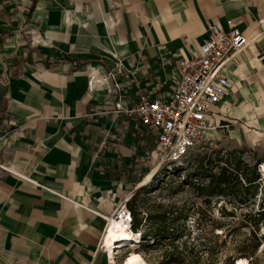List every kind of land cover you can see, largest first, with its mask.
Listing matches in <instances>:
<instances>
[{
  "label": "crops",
  "instance_id": "crops-1",
  "mask_svg": "<svg viewBox=\"0 0 264 264\" xmlns=\"http://www.w3.org/2000/svg\"><path fill=\"white\" fill-rule=\"evenodd\" d=\"M260 20L264 0H0V264L106 261L143 161L124 110L170 97L210 26L252 38ZM225 73L264 117V36Z\"/></svg>",
  "mask_w": 264,
  "mask_h": 264
},
{
  "label": "rangeland",
  "instance_id": "rangeland-1",
  "mask_svg": "<svg viewBox=\"0 0 264 264\" xmlns=\"http://www.w3.org/2000/svg\"><path fill=\"white\" fill-rule=\"evenodd\" d=\"M243 106V102H238L235 97H227L224 104L217 106L214 119L223 128L212 132L211 137L216 143L214 152L220 155L240 152L244 161L254 166L258 160H264V131L259 130V126H264V117L255 116L250 110L246 112ZM141 147V167L135 174L126 170L124 198L138 194L136 207L144 219L170 209L182 212L186 219L178 223L180 237L173 242L175 245L169 240L154 244V239L143 240L141 237L142 242L136 247L116 255V264H125V257L133 251H141L147 264H170L172 254H176L178 264H236L243 251L249 250L251 229L259 226L264 235V216L258 215L264 211L261 206L264 171H261L257 195L244 205L229 197L212 198L207 204L195 191L198 180L183 183L188 173L203 172L199 161L205 153L194 151L182 161L161 162L156 158L154 139L143 140ZM224 165L220 162L214 172L218 173ZM153 171L152 179L140 185ZM225 212L232 215L226 216ZM146 229L144 226L143 230ZM261 243L257 255L260 264H264V241ZM100 264H106V261Z\"/></svg>",
  "mask_w": 264,
  "mask_h": 264
},
{
  "label": "built area",
  "instance_id": "built-area-1",
  "mask_svg": "<svg viewBox=\"0 0 264 264\" xmlns=\"http://www.w3.org/2000/svg\"><path fill=\"white\" fill-rule=\"evenodd\" d=\"M230 27L224 31L217 24L210 26L206 42L189 58L178 61L180 81L170 97L144 96L124 110L142 140H155L159 161L179 162L194 151H214L216 143L211 134L223 128L214 119L215 109L225 103L233 89L226 69L264 36V20L259 21L258 32L252 38L234 25ZM130 199L119 202L113 215L106 219V227L110 220H117L125 229L132 230ZM135 234L141 236L140 232Z\"/></svg>",
  "mask_w": 264,
  "mask_h": 264
},
{
  "label": "trees",
  "instance_id": "trees-1",
  "mask_svg": "<svg viewBox=\"0 0 264 264\" xmlns=\"http://www.w3.org/2000/svg\"><path fill=\"white\" fill-rule=\"evenodd\" d=\"M199 162L203 172L201 174L188 173L183 183H189L195 179L198 180L197 184H195V191L198 193V196L204 199L205 203L209 204L212 198L229 197L230 200L244 205L257 195L259 182L262 180L259 166L264 163V160H258L252 166L244 161L240 152H230L220 155L218 152L213 151L212 153L205 154ZM220 162H224L225 165L216 173L214 172V168ZM137 196L138 194H135L128 202V206L133 214L132 232H140L143 240H147L148 237L154 239V244L169 240L172 245H175L173 242L180 237L178 223L186 219L183 213L170 209V211L150 214L144 219L136 207ZM261 206L264 209V199ZM225 215L231 216L232 213L225 212ZM251 215L249 214L248 216ZM258 215L260 218H263L264 211H261ZM144 226L147 227L146 230H143ZM249 240V250L243 251L241 257L248 259L249 264H260L257 254L262 244L261 242L264 241V235L260 233L259 226L251 229ZM174 248L176 247L174 246ZM175 255H171L170 264L179 263Z\"/></svg>",
  "mask_w": 264,
  "mask_h": 264
},
{
  "label": "bare ground",
  "instance_id": "bare-ground-1",
  "mask_svg": "<svg viewBox=\"0 0 264 264\" xmlns=\"http://www.w3.org/2000/svg\"><path fill=\"white\" fill-rule=\"evenodd\" d=\"M260 171H264V163L260 165ZM155 171L151 172L143 185L149 182ZM142 242L141 236L136 235L132 230L125 229L117 220H110L102 237V251L106 259V264H116V255L127 248H134ZM125 264H147L141 251H133L124 259ZM236 264H249L246 258H238Z\"/></svg>",
  "mask_w": 264,
  "mask_h": 264
}]
</instances>
